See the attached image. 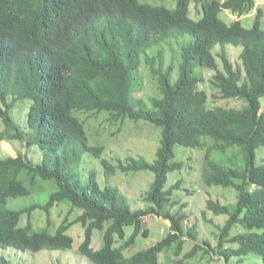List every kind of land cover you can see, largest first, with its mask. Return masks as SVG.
<instances>
[{"label":"trees","instance_id":"16d2710c","mask_svg":"<svg viewBox=\"0 0 264 264\" xmlns=\"http://www.w3.org/2000/svg\"><path fill=\"white\" fill-rule=\"evenodd\" d=\"M192 3L201 14L198 20L189 17ZM220 14L238 19L227 24ZM249 14L253 21L246 28L240 18ZM262 24L264 4L256 7L255 0H177L173 9L138 0H0V142L17 141L24 148L16 157L0 158V250L67 252L74 243L69 231L79 225L83 238L77 251L90 264H159L160 255L182 253L184 236L194 242L184 260L202 263L217 256L225 264H264L262 153L257 163L258 151L264 150ZM175 45L181 48L177 80L171 81V67L154 70L160 96L149 99L150 106L134 99L141 56ZM227 45L241 47L238 67ZM205 71L221 99L244 106L209 108L201 87ZM18 101L27 128L16 123ZM101 111L115 122L129 119L160 128L153 162L139 158L112 166L102 161L108 174L117 169L153 174L140 199L144 208L133 209L118 188L101 189L96 173L84 175L80 168L86 156L99 159L102 148L89 145L74 113ZM206 138L213 141L208 146ZM176 145L205 149L201 182L235 191V204L206 201L205 211L226 219L215 226V247L197 243L195 223L184 226L190 213L169 208L180 203L172 196L179 183L165 190L168 174L182 168L174 160ZM232 146L240 149L241 165L211 158L212 151ZM59 206L69 212L56 227L50 214ZM36 211L46 217L44 226L33 225ZM147 216L170 225L159 241L141 248L136 244L140 235H148L142 229ZM95 230L101 235L97 250L92 248ZM0 264L13 262L1 257Z\"/></svg>","mask_w":264,"mask_h":264},{"label":"rangeland","instance_id":"374dc122","mask_svg":"<svg viewBox=\"0 0 264 264\" xmlns=\"http://www.w3.org/2000/svg\"><path fill=\"white\" fill-rule=\"evenodd\" d=\"M177 0H138L140 4H149L152 6H163L173 9ZM224 1V0H218ZM264 0H255L256 7H263ZM189 17L193 20L201 18V14L195 9L194 4L190 5ZM221 19L227 20L229 24L235 18L232 15L220 14ZM242 26L248 28L253 21V14L245 15L240 18ZM264 29V25L262 24ZM192 41V39H191ZM227 53L234 64L237 66L239 62V54L241 47H233L227 45ZM163 51L161 56L158 52ZM181 48L175 45L174 48L162 47L152 48L147 51L149 58L142 55L140 58L141 64L138 70L137 85L139 92L133 93L134 99L142 98L148 106H150L149 99L159 97L158 76L154 74V70L166 71L169 67L172 69L171 81L174 82L179 77ZM178 53V56H177ZM162 64V65H161ZM209 71L204 72L205 82L202 88L209 96L208 107H231L242 108L244 103L238 100H225L219 97V91L208 83ZM264 102V99H263ZM264 109V108H263ZM16 123L24 128L26 125V113L22 111V105L17 102L16 105ZM74 115L82 123L84 132L88 139V143L92 147H101L102 152L100 158L86 156L80 163V168L84 175L87 172L94 171L101 189L105 187H116L120 190L123 197H125L133 209L144 208L143 202L140 200L141 196L145 194L150 188L153 181V174L149 171L126 172L123 173L119 169L114 174H108V169L104 167L102 161H106L112 166H117L118 163L126 164L130 159L143 158L147 162L155 160V154L160 144V128L144 121H131L124 119L122 121L110 120V114L106 111L101 112H75ZM3 124L0 119V131H2ZM207 146L213 141L206 138ZM205 149H187L176 145L174 147V160L182 163L180 171H175L168 174L165 190L177 185L179 187L173 190V200L180 203L171 208V211H182L184 215L189 214L185 220L184 226L191 227L194 223L197 226L198 242L203 247H206L204 241H209L211 247L216 246L215 226H222L225 222L224 217H216L206 209L207 199L218 200L221 203H234L235 191L233 188H223L219 186H208L203 184L200 180V172L202 171ZM19 153H24V148L17 141L0 142V158L8 156L16 157ZM264 157V150L258 151L257 163L262 160L261 154ZM211 158L222 165H241L243 157L240 149L236 146L228 148L224 152L212 151ZM39 158L35 159V162ZM50 191L46 188L45 192ZM191 191L192 194H189ZM235 204V203H234ZM203 211L204 215H203ZM68 208L65 206L54 207L51 210L50 220L57 227L68 215ZM76 214L69 216V221H73ZM33 225L44 226L46 217L41 211H36L31 217ZM27 218L22 219L26 223ZM211 220V222H209ZM169 222L156 216H147L143 219L142 229L148 231L147 237L140 235L136 246L147 248L162 238V234L167 233ZM132 229L126 228L127 237L130 236ZM70 235L74 238L73 248L70 251H41L36 254L28 252H19L16 250H0V258L9 259L13 264H90L85 258L78 254L77 248L82 241V228L79 225H74L70 231ZM185 241L183 251L179 256L170 255L169 257L160 255L159 264H225L222 259L217 256H212V260L205 257L202 263L194 260H184L183 257L193 248L194 242L182 237ZM101 235L98 230L93 233L92 248L97 250L100 246ZM210 251V249H208Z\"/></svg>","mask_w":264,"mask_h":264}]
</instances>
